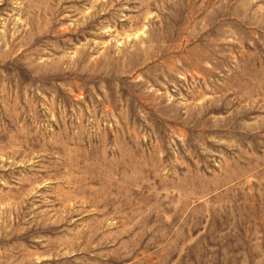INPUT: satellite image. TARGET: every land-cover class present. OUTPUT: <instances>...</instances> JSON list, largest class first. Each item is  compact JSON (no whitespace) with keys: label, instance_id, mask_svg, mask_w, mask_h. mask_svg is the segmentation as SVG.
Wrapping results in <instances>:
<instances>
[{"label":"rangeland","instance_id":"obj_1","mask_svg":"<svg viewBox=\"0 0 264 264\" xmlns=\"http://www.w3.org/2000/svg\"><path fill=\"white\" fill-rule=\"evenodd\" d=\"M0 264H264V0H0Z\"/></svg>","mask_w":264,"mask_h":264}]
</instances>
